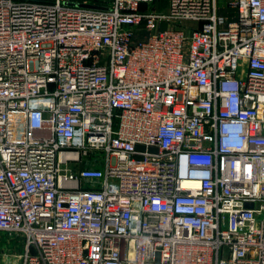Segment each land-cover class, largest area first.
Listing matches in <instances>:
<instances>
[{
	"label": "built area",
	"instance_id": "2783aa9c",
	"mask_svg": "<svg viewBox=\"0 0 264 264\" xmlns=\"http://www.w3.org/2000/svg\"><path fill=\"white\" fill-rule=\"evenodd\" d=\"M156 2L0 0V264H264V0Z\"/></svg>",
	"mask_w": 264,
	"mask_h": 264
},
{
	"label": "crops",
	"instance_id": "0c3cea01",
	"mask_svg": "<svg viewBox=\"0 0 264 264\" xmlns=\"http://www.w3.org/2000/svg\"><path fill=\"white\" fill-rule=\"evenodd\" d=\"M230 2V0H219V3L221 5L222 8V12L224 13H229V14H233L234 11L231 10V8H226V5Z\"/></svg>",
	"mask_w": 264,
	"mask_h": 264
},
{
	"label": "rangeland",
	"instance_id": "374dc122",
	"mask_svg": "<svg viewBox=\"0 0 264 264\" xmlns=\"http://www.w3.org/2000/svg\"><path fill=\"white\" fill-rule=\"evenodd\" d=\"M167 2H168V0H157L155 6L157 9H163L167 6ZM0 248H2L1 244H0Z\"/></svg>",
	"mask_w": 264,
	"mask_h": 264
},
{
	"label": "water",
	"instance_id": "95a60500",
	"mask_svg": "<svg viewBox=\"0 0 264 264\" xmlns=\"http://www.w3.org/2000/svg\"><path fill=\"white\" fill-rule=\"evenodd\" d=\"M137 148H138L139 150H143V151H144V149H145V147H144L143 145H138ZM149 150H150V151H157V148H155V147H150ZM247 205H248V206H252L251 203H248Z\"/></svg>",
	"mask_w": 264,
	"mask_h": 264
}]
</instances>
